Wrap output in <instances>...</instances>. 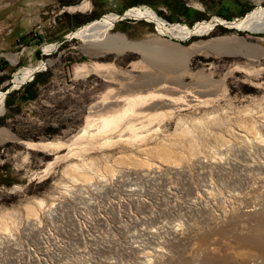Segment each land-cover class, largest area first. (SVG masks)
<instances>
[{
	"label": "rangeland",
	"instance_id": "obj_1",
	"mask_svg": "<svg viewBox=\"0 0 264 264\" xmlns=\"http://www.w3.org/2000/svg\"><path fill=\"white\" fill-rule=\"evenodd\" d=\"M263 1L0 0V264H138L128 247L150 241L135 234L146 220L180 224L156 237L163 264L225 252L230 264H264L262 248L243 240L264 226V29L215 22L178 36L125 15L150 9L164 27H194ZM111 13L126 18L108 30L110 42L71 35ZM39 64L47 83L14 111L8 93L34 73L18 86L13 78ZM203 189L222 207L228 191L240 192L236 215L204 222L184 209Z\"/></svg>",
	"mask_w": 264,
	"mask_h": 264
},
{
	"label": "bare ground",
	"instance_id": "obj_2",
	"mask_svg": "<svg viewBox=\"0 0 264 264\" xmlns=\"http://www.w3.org/2000/svg\"><path fill=\"white\" fill-rule=\"evenodd\" d=\"M125 15L130 17H145L148 19H152L156 21L159 30L168 33H173L178 36L187 35L196 32L197 33L206 32L214 25L215 22L227 23L229 25H232L233 27L236 26V28L241 27L250 30L264 29V7L260 5H258L251 12L247 13L245 16L234 19L233 21L225 22V20H221L220 18L214 17L212 21L198 22L194 27H188L184 25H171L170 27H164L163 21H161V19L158 18L157 15H155V13L152 12L150 9H141V8L130 9L126 11ZM118 18L119 17L116 14L113 13L106 14L101 19L93 20L79 27L78 29H76V31H73L71 35L79 36L80 38L85 40L96 41L99 38H102L104 35L107 36L108 30L113 26V24ZM257 31H262V30H257ZM107 37H109L108 42H110L113 39V37L111 36H107ZM49 47L51 46L50 45L46 46L44 47V49L48 50ZM39 66H41V64L37 66H29L20 69V71L13 78V84L15 86H18L25 80L29 79L36 70V68H38ZM3 98H4V94L0 92V113L3 111ZM123 113L117 116H108L102 118L101 128H105L110 123L112 124V122L115 121L116 119L119 118L121 119L124 115ZM258 144H260V141ZM26 145L32 147L33 145L36 144H34L33 142H26ZM260 145L264 146L262 142ZM202 191L199 192V191L191 190L190 193L191 197L188 198L187 202L184 204L185 205L184 209L192 208L197 210V212L200 211L204 222L218 219L222 216H225L228 212L229 214H233V216L236 215V213L238 212L239 207L236 204L237 203L239 204V202H241V200L239 199L240 192L237 191L235 192L233 190L228 191L227 196H229L228 199L230 203L228 204V207H222L215 203V198L213 197L210 191L204 189ZM196 204H199V206H197ZM210 204L215 205L216 207L215 212L211 210ZM236 218L237 217H235V219L231 221L229 230L234 227L233 221H235ZM158 221L160 222V224H156ZM138 225L140 224L138 223L134 224L135 227H138ZM179 228H180V224L167 225L166 223L161 222L160 220H157L154 223L148 222L147 220L144 222L142 221L140 229L137 228L135 234L138 236L144 235L145 237L144 239L150 241L140 242L137 240H130L131 243L129 244L128 249H130V252H133V255L136 257L138 264H163L165 263L166 258L164 256L162 259L165 260L161 263V260L159 258H161L164 254H163V250L161 249V245L157 244L160 241H157L156 237L158 236V234H160V232L163 231L173 235L176 232V230ZM154 239L156 241H154ZM243 240L247 244H253L261 247L262 248L261 255L264 258V226L255 225L252 228V233L250 235L244 236ZM153 242H155L154 243L155 246H151V243ZM199 242H200L199 246H206L205 240L200 239ZM200 249L206 250L204 248H200ZM212 249L218 250V247H213ZM164 253L166 254V251ZM168 253H169V249H168ZM205 256H206L205 264H230V256L226 252L222 253V255H219V257L213 255L212 253L211 254L208 253ZM170 257L171 256H169L168 258Z\"/></svg>",
	"mask_w": 264,
	"mask_h": 264
},
{
	"label": "trees",
	"instance_id": "obj_3",
	"mask_svg": "<svg viewBox=\"0 0 264 264\" xmlns=\"http://www.w3.org/2000/svg\"><path fill=\"white\" fill-rule=\"evenodd\" d=\"M262 5L264 6V1L262 2ZM96 16L91 13L89 15L85 14H74L72 16H68V23L70 22L72 24L75 23L76 25H80L82 23H85L86 21H89L91 19H94ZM225 19H229L228 17H224ZM123 21H118L117 24L122 23ZM221 29L227 30L226 28L221 27ZM39 54V53H38ZM48 79V72L47 71H38L35 72L33 75V78L31 81L25 83L21 90H15L8 93L5 104L7 106H12L13 104V97H14V111L19 110L20 103L25 101H33L37 99L39 91L38 87L41 85H44L47 83ZM3 78H0V83L3 81ZM19 102V103H17ZM3 124V123H0ZM56 129L50 128L49 131H54Z\"/></svg>",
	"mask_w": 264,
	"mask_h": 264
},
{
	"label": "crops",
	"instance_id": "obj_4",
	"mask_svg": "<svg viewBox=\"0 0 264 264\" xmlns=\"http://www.w3.org/2000/svg\"><path fill=\"white\" fill-rule=\"evenodd\" d=\"M95 9H96V6H94L93 4H91L90 5V8H88V10L86 12L90 13V12L94 11ZM12 32H13V29L10 31V33H4V35L6 36V35H9L10 34V36H11ZM12 43L14 45V39H13Z\"/></svg>",
	"mask_w": 264,
	"mask_h": 264
},
{
	"label": "water",
	"instance_id": "obj_5",
	"mask_svg": "<svg viewBox=\"0 0 264 264\" xmlns=\"http://www.w3.org/2000/svg\"><path fill=\"white\" fill-rule=\"evenodd\" d=\"M124 13V12H123ZM123 13H121V14H119V19H118V21H120L121 19H124V18H126L124 15H123ZM225 22H230V21H225ZM227 24V23H226ZM229 25V24H228ZM229 26H231V25H229ZM38 69H36V71H37ZM10 91V88H7L6 90H5V93H8Z\"/></svg>",
	"mask_w": 264,
	"mask_h": 264
}]
</instances>
